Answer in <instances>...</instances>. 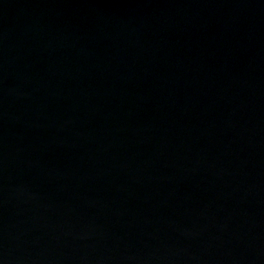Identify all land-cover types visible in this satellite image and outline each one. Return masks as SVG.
<instances>
[{"label": "water", "instance_id": "water-1", "mask_svg": "<svg viewBox=\"0 0 264 264\" xmlns=\"http://www.w3.org/2000/svg\"><path fill=\"white\" fill-rule=\"evenodd\" d=\"M0 264H264V0H0Z\"/></svg>", "mask_w": 264, "mask_h": 264}]
</instances>
